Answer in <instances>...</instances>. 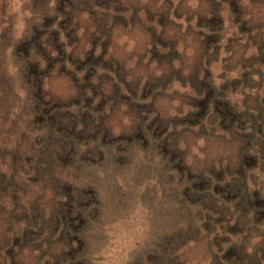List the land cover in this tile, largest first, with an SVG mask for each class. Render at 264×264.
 <instances>
[{
    "label": "clouds",
    "instance_id": "1",
    "mask_svg": "<svg viewBox=\"0 0 264 264\" xmlns=\"http://www.w3.org/2000/svg\"><path fill=\"white\" fill-rule=\"evenodd\" d=\"M0 264H264V0H0Z\"/></svg>",
    "mask_w": 264,
    "mask_h": 264
}]
</instances>
